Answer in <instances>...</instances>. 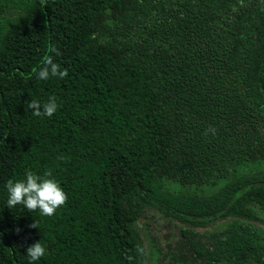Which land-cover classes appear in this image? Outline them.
Here are the masks:
<instances>
[{
    "label": "trees",
    "instance_id": "16d2710c",
    "mask_svg": "<svg viewBox=\"0 0 264 264\" xmlns=\"http://www.w3.org/2000/svg\"><path fill=\"white\" fill-rule=\"evenodd\" d=\"M26 171L54 215L7 207ZM159 220L178 253L146 249ZM40 240L35 264H264V0H0V264Z\"/></svg>",
    "mask_w": 264,
    "mask_h": 264
},
{
    "label": "clouds",
    "instance_id": "9594fccd",
    "mask_svg": "<svg viewBox=\"0 0 264 264\" xmlns=\"http://www.w3.org/2000/svg\"><path fill=\"white\" fill-rule=\"evenodd\" d=\"M55 55H59L58 50L52 49ZM49 76H58L63 79L68 76V70H60V65L55 63L52 54H49L44 65L37 72L38 79H48ZM29 108L33 109V115L37 117L48 116L51 117L57 111L59 105L55 97H50L49 100L43 104L33 100L29 103ZM207 132L214 130L209 128ZM8 200L7 207L14 208L16 205H23L29 212L39 209L44 216H52L56 210L67 202V194L59 184V182L52 178L51 171L45 172L43 176L37 175L32 171H26L24 179L17 181H7ZM30 227L38 228L34 222ZM46 254V247L41 243V240L35 242L27 247L26 255L29 257V264H35Z\"/></svg>",
    "mask_w": 264,
    "mask_h": 264
},
{
    "label": "rangeland",
    "instance_id": "374dc122",
    "mask_svg": "<svg viewBox=\"0 0 264 264\" xmlns=\"http://www.w3.org/2000/svg\"><path fill=\"white\" fill-rule=\"evenodd\" d=\"M153 237L157 239L155 244L162 248L163 253L169 252L171 255L174 254V252L178 253L177 246L179 245L178 242L181 240L179 230L170 228L166 222L159 220L154 229L147 231V235H144V243L147 244V246L145 245L146 249H149L148 245ZM186 240L185 238V242ZM182 242H184V240ZM168 245H170L171 248H168ZM162 257L157 258L154 263H151V261L147 259L146 264H172L171 259L164 260Z\"/></svg>",
    "mask_w": 264,
    "mask_h": 264
}]
</instances>
